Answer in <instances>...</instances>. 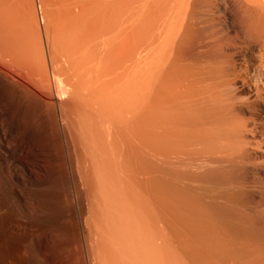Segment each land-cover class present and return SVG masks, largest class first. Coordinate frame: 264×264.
<instances>
[{
	"label": "bare ground",
	"instance_id": "bare-ground-1",
	"mask_svg": "<svg viewBox=\"0 0 264 264\" xmlns=\"http://www.w3.org/2000/svg\"><path fill=\"white\" fill-rule=\"evenodd\" d=\"M19 1L0 0V154L13 203L25 205L36 168L24 157L73 136L89 200L58 214L92 234L95 264H264V189L242 190L250 173L264 186V149L241 122L250 103L264 123V0H57L66 13L55 8L43 38ZM202 7L218 17L207 42L196 35ZM241 58L258 83L237 78L246 103L230 104L218 92ZM11 138L24 156L15 164ZM26 209L0 216V264H62L47 240L25 254L42 226Z\"/></svg>",
	"mask_w": 264,
	"mask_h": 264
},
{
	"label": "rangeland",
	"instance_id": "rangeland-1",
	"mask_svg": "<svg viewBox=\"0 0 264 264\" xmlns=\"http://www.w3.org/2000/svg\"><path fill=\"white\" fill-rule=\"evenodd\" d=\"M52 1L51 0L50 1L49 0H20L19 1L20 2L19 3L20 7L22 6L23 13L25 14V18H27V19L30 18L29 21L32 20L31 21V23L33 25L32 27H33V29H35V31H39V33L41 32L40 33V35L42 36L41 38H43V33H44L43 28L47 25V23L52 21V18H54L53 15L55 17L58 16V14H57L58 11H55V8L59 6V9L61 8L60 10H62V11H59V15L64 16V14L66 13L65 12L66 11L65 10V6L68 3L65 4V5L63 4V6L62 5L60 6V4L62 2L63 3L64 2H69L71 0H66V1L62 0V2L58 0L60 2V4L58 3L57 0H52ZM54 1H56V2H54ZM53 3L56 4L57 6L56 5L53 6ZM44 8H45V10H44ZM62 8L65 11H63ZM202 8H200L199 13L195 17V22L197 23V25H199V26H197L198 28L196 27L198 29L196 31V35L199 38V40H204V38L202 36L205 37V35L208 34L209 32L210 33L214 32L216 30L215 27H214V23L217 24V21H218V17L216 16V14L211 13L210 8H203V9ZM59 9L57 8V10H59ZM52 10H53V12H51ZM29 11H31V12H29ZM54 11L56 13H54ZM62 12H63V14H60ZM62 16L61 17L59 16V18L63 22V21H65V17H63V19H62ZM56 19H58V17L54 18L53 20L56 22ZM197 20H199V21H197ZM54 21H52L50 24H52V23L54 24L55 23ZM200 37H202V39ZM204 41L207 42L208 40H204ZM246 59L247 58H245V62L242 61V60H244V58L243 59L241 58V61L240 60L237 61V64L241 65V67H239L240 70L237 69L236 74H233V77H230V78H232L231 80L236 78L234 80L235 84L231 83L230 84L231 86L229 85L228 87L222 85L220 87L221 91H220V88H219V92L218 93H220V95L221 94L223 95V97L221 96L222 98L226 97L225 99L229 100L230 104H235V103L236 104H239V103L241 104V103H244L246 101V97L243 96V95H240L239 92L236 89L237 88L236 87L237 86L236 85V81H238V79L241 80V78L242 79L245 78L252 85L258 83L257 72L254 69L255 67L252 68V65H250L249 63H246V62H248V60H246ZM242 63H244V64H242ZM253 69H254V71H253ZM217 75H216L217 77H221V76L223 77L221 71ZM226 87H227V89H226ZM231 87H233V88H231ZM234 88L236 89L235 91H234ZM230 97H233V98H230ZM229 101H228V103H229ZM14 104H15V102H13V106H12L13 108H15ZM246 107H248L247 108L248 112H245V114L241 117V122H242V119H243V121H245L243 123H245L247 127L245 126L244 129L247 132L248 131L251 132L253 135L256 134L255 142L257 144H259L264 149V133H263L264 132L263 131L264 130L263 129L264 128V126H263L264 123L260 119V117H259L260 115L258 113H256L257 111L255 110L253 104L250 105V103H249V104L246 105ZM13 108L11 110H13ZM8 116H9V118H8ZM8 116H7L6 125H5L7 128H8V126L10 127V125L11 126L14 125L13 118L10 115H8ZM26 126L27 125L21 124L20 128L21 129L22 128L23 129L26 128L25 130H28ZM28 128H30V127H28ZM31 131H33V130H30V132ZM34 132L35 131H33V133ZM53 134H54V132L51 131V135H53ZM51 135H49V139L52 138ZM53 137H54V135H53ZM71 137H72V140H73V136H70V137L67 136L65 141H64V139L62 137L61 139H63V141L62 142L60 141L62 143V145L59 142H58L59 144L56 142L58 145H61V147H59V146L57 147V144L55 143L56 144L55 145L54 142L53 143H49L50 144L49 148H51V147L52 148H51V150L48 148L50 153H47L48 156L46 158H43V159L35 157L36 155H34V154H33V156L28 155L27 156L28 158L26 156L24 157L23 155H21V153L19 152V150L16 147L13 148V146H14L13 142L15 141V138H11V140H10L11 142L14 139V141L12 143L10 142V147H9V149L11 148L10 150H12L11 151V153H12L11 162L13 164H15V161L18 160L20 157L22 158V156H23L24 158H26L25 160L27 162H30L36 168L33 169V173L31 174L30 181L32 183H31V187H30V192H28L26 194L27 195L26 197L28 199L25 198L26 199L25 201H26L27 205L25 203L26 206L25 205L24 206L21 205L19 207V205L17 203H13L12 196L10 195L12 193V192H10L11 191L10 190L11 186H14L13 183L15 184L14 176H13V170L11 168H9L10 166H8V164L5 163L4 157H1L2 154H0V163L2 164V165L0 164V169H1L0 170V197L4 199L3 196H6L5 200L8 201V202L5 203V201L0 198V201L2 202V203L0 202V205L2 204L1 207H0V210H1L0 216L7 210L11 209L13 211L15 210L14 212H16V210L18 209L17 210V212H18L20 209H24L25 207H27L26 210L27 211L29 210L28 211L29 212L28 217H30L28 219L31 220V219H34V217H36L34 220L36 222H38L37 220H39V224H42V226L38 225L33 220L35 222L34 224H36L38 227L41 226L42 229L40 228L38 230L39 232H37L32 237V239H30V241L28 242V244L26 246V249H25V254L27 253L26 255H28L30 257L36 256V244L40 243L43 240H47L48 243H49V246H48V249H47V254H48V257L50 259L58 260L62 264H64V263L65 264H95L93 262V259H92V257H93L92 256V254H93L92 253V243L94 241V240H92L93 236L91 237L92 234H88V233L85 234V235L80 234L81 232L79 231V229L77 228L76 225L74 226L73 222H71L70 219H66L63 215H59V214H61L60 211H62V212H64V211L66 212L67 211L68 212V211H70V209L72 211L76 210V212H77V210L80 208L79 205L87 204V202L89 200L88 199V194L89 193L87 194V190H86L87 187L85 186V183L83 182V180L81 178L83 176L82 174H85L83 172L84 169L81 170V168L82 167L86 168V166L84 164H81V162L83 163V161H81V159L83 157H80L82 155L81 150H79L80 148H78L76 146V144L73 143L74 140H73V142L71 141ZM67 138H69L70 140L67 139ZM52 149L55 150V151H53ZM1 159H2V161H1ZM12 159H13V161H12ZM29 159H30V161H28ZM76 161H78V162H76ZM259 162H261V161H259ZM79 164H80V166H79ZM263 165H264V163H263ZM39 166L40 167L46 166L49 169H45L46 172L44 171L42 173V172H39V168H38ZM6 169H7L8 173H7ZM8 169H10V170H8ZM11 173H12V175H11ZM41 173L43 174L42 176L40 175ZM7 176H8L9 179L7 178ZM259 178H260V176L257 175L256 173H250L249 174V179H250L251 182L249 184H247L248 186L246 185V186L243 187V189L241 187L238 190L245 191L247 189L246 191H252V190L264 189L263 185H262V187H260L261 185L258 182ZM4 179H5L6 182L4 181ZM9 180H10V182H9ZM40 181H42V182H40ZM43 181L44 182L46 181V182L44 183ZM8 183L10 184V186H8ZM40 183L42 185V188L38 187V185H40ZM4 184H5V186L7 185L9 187L8 188L6 186V189L7 190L9 189L8 191H6V189H4L5 188ZM250 186H252V187H250ZM9 195L11 196V199H10ZM3 201H4L5 205H4ZM84 201L86 203H84ZM82 202H83V204H82ZM3 205H4V207H2ZM28 207H29V209H28ZM77 207H79V208H77ZM4 208H7V209H4ZM2 209H4V210H2ZM31 209L32 210H36L35 213H37V215L33 211L32 215L30 216V214H31L30 210ZM37 210H38V212H37ZM39 210L40 211L41 210L42 211H46V212H49V213L41 211L42 214H43V215H41L40 214L41 212H39ZM58 212H59V214H58ZM33 213L36 216L33 215ZM45 214H48V215H45ZM40 215L43 216V217H41ZM44 215L46 216V218H44ZM32 216H34V217H32ZM38 216L41 217V218H44V220L41 219L43 221H40ZM62 216L64 218H62ZM25 217L27 218V216H24V218ZM261 227L257 226V228L255 227V229L257 231L259 230V232H261V233H264V230H262V229H264V227L263 228H261ZM44 238H46V239H44Z\"/></svg>",
	"mask_w": 264,
	"mask_h": 264
}]
</instances>
